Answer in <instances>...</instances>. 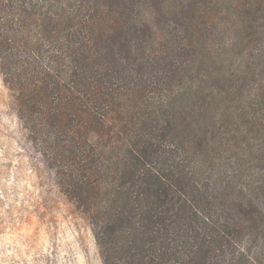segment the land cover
Segmentation results:
<instances>
[{
  "label": "trees",
  "instance_id": "1",
  "mask_svg": "<svg viewBox=\"0 0 264 264\" xmlns=\"http://www.w3.org/2000/svg\"><path fill=\"white\" fill-rule=\"evenodd\" d=\"M261 19L264 0H0L3 81L103 264H264Z\"/></svg>",
  "mask_w": 264,
  "mask_h": 264
},
{
  "label": "rangeland",
  "instance_id": "2",
  "mask_svg": "<svg viewBox=\"0 0 264 264\" xmlns=\"http://www.w3.org/2000/svg\"><path fill=\"white\" fill-rule=\"evenodd\" d=\"M221 60L231 65L236 57L227 52ZM0 264H103L87 217L32 144L1 72Z\"/></svg>",
  "mask_w": 264,
  "mask_h": 264
}]
</instances>
